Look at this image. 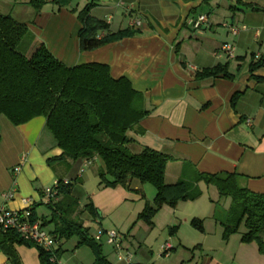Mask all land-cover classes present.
Segmentation results:
<instances>
[{
	"label": "crops",
	"instance_id": "obj_1",
	"mask_svg": "<svg viewBox=\"0 0 264 264\" xmlns=\"http://www.w3.org/2000/svg\"><path fill=\"white\" fill-rule=\"evenodd\" d=\"M90 1L49 3L36 12L30 0H0V11L27 23L34 39L44 41L67 66L107 64L112 77L128 78L144 94L152 108L141 121L145 132L129 135L137 141V151L149 147L171 156L169 181L190 179L196 171L237 172L246 176L251 191L264 193V67L250 70L253 56L264 54V11L244 6L264 9V0H240L243 4L237 0H93L91 14L108 21L112 31L133 28L138 34L81 51L79 14ZM234 5L236 11L230 9ZM200 16H207L208 22L196 27ZM227 24L247 29L234 35ZM227 42L235 45L234 58L222 50ZM225 63L235 79L195 76L198 70ZM0 127V206L18 211L33 208L42 224L51 218L45 188L59 180L70 181L79 201L76 219L88 230L94 223L97 230L119 232L124 247L133 254L132 264H264L256 243L242 242L239 233L224 238V227L215 218L217 190L202 209L195 205L186 215L164 205L149 224L139 219L157 195L148 183L133 179L127 186L106 187L99 175L105 168L100 158L88 166L84 159L59 160L63 151L46 129L44 116L15 125L1 115ZM17 165H21L19 173L14 170ZM200 187L201 197L186 202L198 201L214 188ZM89 203L94 210L85 208ZM163 208L165 213H160ZM193 219L202 221L204 231L192 225ZM54 228V223L45 227L50 233ZM165 242L173 249L160 257ZM80 243L79 236L58 240L59 261L97 264L92 247ZM100 243L111 264H127L105 239ZM16 250L22 264H41L37 247L16 245ZM0 264H11L1 248Z\"/></svg>",
	"mask_w": 264,
	"mask_h": 264
},
{
	"label": "trees",
	"instance_id": "obj_2",
	"mask_svg": "<svg viewBox=\"0 0 264 264\" xmlns=\"http://www.w3.org/2000/svg\"><path fill=\"white\" fill-rule=\"evenodd\" d=\"M70 0H52L64 6ZM239 4H243L237 0ZM49 0H30L29 4L40 12ZM91 0L79 14V46L81 51H92L112 42L138 34L133 28L112 31L110 23L91 14ZM254 11L264 9L244 4ZM236 11L237 6H231ZM104 32V35L101 33ZM32 38V48L21 49L26 39ZM264 67V54L253 61L250 70ZM223 75L235 79L229 64L198 70V79ZM237 95L233 96L235 105ZM152 111L143 93L136 90L126 77H112L110 68L103 63L67 66L57 58L44 41H36L27 23L10 13L0 11V116L5 115L13 124L21 125L32 119L46 117V129L63 151L59 160L76 161L100 158L105 168L99 173L106 187L127 186L133 179L152 184L157 195L154 205L148 204L139 219L149 224L164 206L176 207L181 201L201 197V184L212 186L218 192V202L230 201L226 210L215 214L224 227V238L239 233L244 243L254 242L264 254V193H255L246 185V176L237 172L217 173L196 171L195 175L169 181L167 169L171 156L149 147L137 151V141L130 131L144 133L141 121ZM0 127V141H1ZM56 158L49 159V164ZM73 184L59 180L57 199L46 202L51 210L50 219L42 226L54 223L51 234L58 240L74 236L80 244L92 247L97 264H111L103 254L102 244L90 236L82 221L75 217L79 201L72 192ZM94 210L92 203L85 206ZM33 222L39 217L30 209ZM44 219V218H42ZM192 225L204 231L202 221L193 219ZM177 226L172 227V229ZM16 245L37 247L41 264H56L52 256L59 250L49 251L26 240L15 230L0 228V248L11 264H22Z\"/></svg>",
	"mask_w": 264,
	"mask_h": 264
},
{
	"label": "built area",
	"instance_id": "obj_3",
	"mask_svg": "<svg viewBox=\"0 0 264 264\" xmlns=\"http://www.w3.org/2000/svg\"><path fill=\"white\" fill-rule=\"evenodd\" d=\"M207 22V16H200L194 23L196 27H199ZM134 23L135 25L139 24L138 21ZM227 27H229L231 33L234 35H238L241 31L247 29L246 25L239 26L227 24ZM222 50L227 53L228 57H235V45L233 43H225L222 46ZM260 57L261 55H257L256 58ZM23 160L25 159L23 158ZM91 163L92 160H85L86 166L90 165ZM14 170L16 173H19L21 171V165H17ZM58 185L59 181H56L53 186L45 188L44 192L47 202L57 199ZM6 197L11 198V195H6ZM30 214V209L18 211L2 205L0 206V228L4 231L15 230L26 240L43 246L49 251H54L58 242L57 239L48 230H46L39 221L33 222L30 218ZM95 239L99 242H102L105 239V241L115 249L120 260H125L127 264H132L133 254L124 247L123 239L119 232L111 229L99 228L95 235ZM172 249L173 245L167 242L162 246V254L168 256ZM51 260L56 264H62L55 255L52 256Z\"/></svg>",
	"mask_w": 264,
	"mask_h": 264
},
{
	"label": "rangeland",
	"instance_id": "obj_4",
	"mask_svg": "<svg viewBox=\"0 0 264 264\" xmlns=\"http://www.w3.org/2000/svg\"><path fill=\"white\" fill-rule=\"evenodd\" d=\"M49 3H53L52 1H49ZM49 3H47V4H49ZM46 4V5H47ZM53 4H55V3H53ZM85 5V4H84ZM84 5H83V8H84ZM31 44H32V38L29 36V39H26L24 42H23V45L21 46V49L23 50V49H25V51L29 48H32L31 47ZM148 186L149 187H152L153 189H155L154 188V186L152 185V184H148ZM215 191H216V188H213V189H210V190H207L205 193H204V196H203V198L202 199H200V200H198V201H195V202H186V201H181L176 207H171V208H173L174 210H172L171 208H168V209H171V211H180L182 214H186V215H189V214H192V211L194 210V207H195V205H198V204H200L201 205V209H202V205L205 203L206 205H207V203L209 204L210 202H209V199H210V196L211 195H213V193H215ZM217 206H218V209H217V213H220L221 212V210H223L224 208H229V206H230V202L227 200V201H220V202H218V204H217ZM165 209L166 208H163L162 210H161V212L160 213H165ZM225 210V209H224ZM42 211H44V209H41V210H39V213L41 214L42 213ZM185 211V212H184ZM90 229H89V234H90V236H95V233H96V231H98L97 230V228H96V225L94 224V223H92V224H90ZM166 243V242H165ZM164 243V244H165ZM114 254V253H113ZM159 255H160V257H162V248H161V246H160V253H159ZM164 257V256H163Z\"/></svg>",
	"mask_w": 264,
	"mask_h": 264
}]
</instances>
